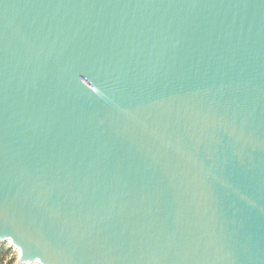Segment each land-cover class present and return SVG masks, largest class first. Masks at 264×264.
I'll list each match as a JSON object with an SVG mask.
<instances>
[{"label": "water", "instance_id": "95a60500", "mask_svg": "<svg viewBox=\"0 0 264 264\" xmlns=\"http://www.w3.org/2000/svg\"><path fill=\"white\" fill-rule=\"evenodd\" d=\"M0 243L264 264V0H0Z\"/></svg>", "mask_w": 264, "mask_h": 264}, {"label": "trees", "instance_id": "16d2710c", "mask_svg": "<svg viewBox=\"0 0 264 264\" xmlns=\"http://www.w3.org/2000/svg\"><path fill=\"white\" fill-rule=\"evenodd\" d=\"M10 249L11 248H5V247L0 245V264H14V263H16L15 257L8 258V260L5 262L6 258L8 257V254H10Z\"/></svg>", "mask_w": 264, "mask_h": 264}, {"label": "rangeland", "instance_id": "374dc122", "mask_svg": "<svg viewBox=\"0 0 264 264\" xmlns=\"http://www.w3.org/2000/svg\"><path fill=\"white\" fill-rule=\"evenodd\" d=\"M1 246L5 247V248H11L10 249V254H8V257L6 258L5 262L8 260V258H11V257H15L16 260H17V257H18V252L9 245V243H0ZM4 262V263H5ZM15 264V263H14Z\"/></svg>", "mask_w": 264, "mask_h": 264}, {"label": "built area", "instance_id": "2783aa9c", "mask_svg": "<svg viewBox=\"0 0 264 264\" xmlns=\"http://www.w3.org/2000/svg\"><path fill=\"white\" fill-rule=\"evenodd\" d=\"M16 264V263H15Z\"/></svg>", "mask_w": 264, "mask_h": 264}]
</instances>
